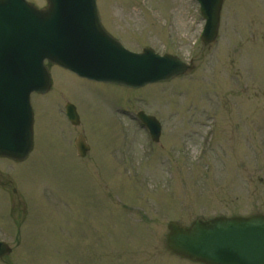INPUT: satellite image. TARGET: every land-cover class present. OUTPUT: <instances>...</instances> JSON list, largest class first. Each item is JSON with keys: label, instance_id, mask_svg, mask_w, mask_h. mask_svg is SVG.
<instances>
[{"label": "rangeland", "instance_id": "obj_1", "mask_svg": "<svg viewBox=\"0 0 264 264\" xmlns=\"http://www.w3.org/2000/svg\"><path fill=\"white\" fill-rule=\"evenodd\" d=\"M97 6L128 50L192 58L193 69L128 89L50 67L51 91L31 97L32 153L0 159V240L12 248L0 264H197L167 252L168 223L264 213V0H224L206 46L196 2ZM66 103L79 126L67 124ZM139 111L161 123L157 143ZM78 135L91 145L82 160L71 149ZM12 189L25 212L11 215Z\"/></svg>", "mask_w": 264, "mask_h": 264}, {"label": "water", "instance_id": "obj_2", "mask_svg": "<svg viewBox=\"0 0 264 264\" xmlns=\"http://www.w3.org/2000/svg\"><path fill=\"white\" fill-rule=\"evenodd\" d=\"M37 9L25 0H0V157L27 159L33 145L32 93L45 94L51 79L44 61L80 77L137 89L170 81L191 67L151 49L133 53L101 26L96 0H46ZM205 21L204 45L215 41L223 0H197ZM67 115L79 119L72 106ZM153 141L160 124L138 114ZM85 154L84 140L77 144ZM166 245L179 257L201 264H264V214L168 224ZM10 249L0 243V257Z\"/></svg>", "mask_w": 264, "mask_h": 264}]
</instances>
